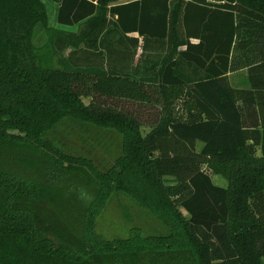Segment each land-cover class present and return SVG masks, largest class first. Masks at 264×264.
<instances>
[{
	"label": "trees",
	"instance_id": "trees-1",
	"mask_svg": "<svg viewBox=\"0 0 264 264\" xmlns=\"http://www.w3.org/2000/svg\"><path fill=\"white\" fill-rule=\"evenodd\" d=\"M53 1L84 32L48 26L40 0H0V264H264V0ZM251 44L233 87V51ZM136 102L145 119L158 106L146 132ZM65 121L114 133L111 163L50 138ZM116 194L165 231L104 237Z\"/></svg>",
	"mask_w": 264,
	"mask_h": 264
},
{
	"label": "rangeland",
	"instance_id": "rangeland-1",
	"mask_svg": "<svg viewBox=\"0 0 264 264\" xmlns=\"http://www.w3.org/2000/svg\"><path fill=\"white\" fill-rule=\"evenodd\" d=\"M40 1L43 3L45 8L48 26L57 28V26L52 24V21H54V14L51 13V10L54 8V1ZM58 30L69 32L67 31L68 29L63 27ZM44 40L45 37L42 34L40 27L36 26L34 29V43L38 45ZM150 49H153V46H151ZM148 54L153 55V52H149ZM254 56L255 46L253 44H251L250 47H247L245 50L242 49L233 51L231 65L232 69L228 71L226 75L227 81L231 86L241 88L247 86L245 82L246 64L260 58ZM153 57L156 59V56ZM137 58L138 57L135 54L130 58V60H119L118 64L120 67L122 65L123 68L121 69L129 72L131 66L135 65L136 63L139 64L141 57L138 59ZM181 100V96H178V98H175L172 101L171 107L176 114H182L183 112L181 109ZM145 107L147 106L145 105ZM130 108L139 110L140 119L143 122L140 128L143 132H146L148 130L146 123L151 119L152 114H155L154 109L156 110L158 106L154 105L151 107L147 117L149 119H145L146 109L141 111L142 107L139 109L137 102L135 105L132 104L129 109ZM49 137L54 139L57 143L61 142L64 146L63 149L66 151L89 157L99 167L102 168L108 166L111 163L118 148V137L114 133H104L101 130L92 128H81L78 124L75 125L70 121H65L61 124H58L53 129ZM200 146L201 144L197 142L195 144L196 150H199ZM201 167L203 171L209 175V178L213 184L222 187L226 185L225 179H223L221 176L209 171V169H207L204 164L201 165ZM96 226L98 230L102 231L103 236L106 238L126 235L130 229L134 228L138 229L143 235L158 234L165 231L164 226L159 221H157L153 215L132 203V201H130L126 196L121 194L113 195L108 200L102 213H100L97 218Z\"/></svg>",
	"mask_w": 264,
	"mask_h": 264
},
{
	"label": "crops",
	"instance_id": "crops-1",
	"mask_svg": "<svg viewBox=\"0 0 264 264\" xmlns=\"http://www.w3.org/2000/svg\"><path fill=\"white\" fill-rule=\"evenodd\" d=\"M53 1V0H52ZM120 2H124V1H117V2H115V3H120ZM54 3V8H53V10H51V13H53L54 14V21H52V24H54V26H57V28L58 29H60V28H65V29H68L67 31H69V32H73V33H76V34H78V35H80L81 34V32H84V23H83V21H81V22H78V23H75V24H73V25H69V26H67V25H59V24H57L56 22H55V13H56V8H57V6H58V4L56 3V2H53ZM127 36H129V37H134V38H136V43H137V46H136V49H135V54H136V56L138 57V54H140V52H141V43H142V38L140 37V36H138L137 34H135V33H129ZM125 40V39H124ZM145 44L147 45H149L150 47L152 46V43H151V41H145ZM66 52V51H65Z\"/></svg>",
	"mask_w": 264,
	"mask_h": 264
},
{
	"label": "built area",
	"instance_id": "built-area-1",
	"mask_svg": "<svg viewBox=\"0 0 264 264\" xmlns=\"http://www.w3.org/2000/svg\"><path fill=\"white\" fill-rule=\"evenodd\" d=\"M206 1H209V2H218L217 0H206Z\"/></svg>",
	"mask_w": 264,
	"mask_h": 264
}]
</instances>
